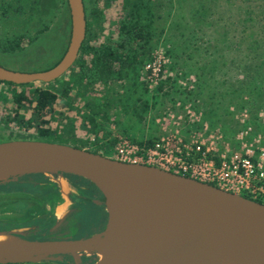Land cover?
<instances>
[{
	"label": "rangeland",
	"instance_id": "374dc122",
	"mask_svg": "<svg viewBox=\"0 0 264 264\" xmlns=\"http://www.w3.org/2000/svg\"><path fill=\"white\" fill-rule=\"evenodd\" d=\"M150 1L152 37L141 64L126 77L76 84L74 64L50 83H0V142L45 140L118 159L115 149L124 140L143 145L176 130L186 133L187 109L206 118L225 114L234 125L244 110L251 119L264 115V0ZM83 3L92 42L116 32L121 0ZM90 12L103 14L99 23L92 22ZM70 31L69 8L62 0H0V64L23 72L47 70L64 55ZM157 59L160 72L153 79L147 65ZM36 89L57 96L52 109L41 115L28 102L14 101L13 94L21 90L32 99ZM39 127L50 133L39 136ZM224 136L233 139L232 134ZM36 179L39 184L33 188L57 186L49 176ZM58 188L64 194L69 190L67 185ZM92 206L82 207L71 232L58 240L100 232L107 217L95 218L100 207ZM60 257L23 264L73 262L71 256Z\"/></svg>",
	"mask_w": 264,
	"mask_h": 264
},
{
	"label": "water",
	"instance_id": "95a60500",
	"mask_svg": "<svg viewBox=\"0 0 264 264\" xmlns=\"http://www.w3.org/2000/svg\"><path fill=\"white\" fill-rule=\"evenodd\" d=\"M67 4L71 31L60 61L47 70L34 72L12 70L0 64L1 82L16 86L50 83L69 70L86 36V18L83 0H67ZM13 161L31 162L36 169L11 174L0 179V184L24 175L41 174L64 186L56 181L57 177H81L100 192L102 200L97 203L104 208L107 218L103 229L87 238H21L23 244L16 257L0 256V264L34 263L62 255L71 256L74 264H81V255H96L91 264H221L211 249L210 218L228 224L238 243L246 244L252 253L264 259V204L257 201L155 166L123 162L45 140L0 142V163ZM116 175L164 182L174 197L169 204L157 207L147 227L120 235L115 227L116 200L110 185V179Z\"/></svg>",
	"mask_w": 264,
	"mask_h": 264
},
{
	"label": "built area",
	"instance_id": "2783aa9c",
	"mask_svg": "<svg viewBox=\"0 0 264 264\" xmlns=\"http://www.w3.org/2000/svg\"><path fill=\"white\" fill-rule=\"evenodd\" d=\"M147 66L157 78L160 61ZM186 115V133L176 130L143 145L124 140L115 149L117 160L155 166L264 204V115L251 119L242 111L231 140L201 112L187 109Z\"/></svg>",
	"mask_w": 264,
	"mask_h": 264
},
{
	"label": "trees",
	"instance_id": "16d2710c",
	"mask_svg": "<svg viewBox=\"0 0 264 264\" xmlns=\"http://www.w3.org/2000/svg\"><path fill=\"white\" fill-rule=\"evenodd\" d=\"M62 1L68 7L67 1ZM121 5L122 13L116 20V32L110 33L101 42H92L94 38L88 36L92 24L90 25V21L86 19V36L81 45L79 57L74 62L76 69L73 75L76 84L87 85L98 80L107 82L114 78H124L129 73L128 71L135 70L141 64V56L152 37L154 14L151 1L121 0ZM262 6L264 10V2ZM102 15L97 12L89 14L92 22L95 23H99V17ZM262 29L264 30V25ZM0 83L16 87L12 83L1 81ZM13 95L17 103L28 102V106H32L36 115L50 111L57 97L46 89H36L32 99H29L23 90ZM216 117L219 118L222 115ZM49 133L48 127L37 129L39 136H47ZM40 176V174H29L18 179L25 180L32 177L36 179ZM64 176L77 177L69 174H64Z\"/></svg>",
	"mask_w": 264,
	"mask_h": 264
},
{
	"label": "bare ground",
	"instance_id": "6f19581e",
	"mask_svg": "<svg viewBox=\"0 0 264 264\" xmlns=\"http://www.w3.org/2000/svg\"><path fill=\"white\" fill-rule=\"evenodd\" d=\"M88 160L94 162L93 158ZM34 169L36 166L31 162H2L0 179ZM110 185L116 200L115 227L120 235L132 234L147 227L157 207L169 204L174 197L164 182L153 178L116 175L110 179ZM208 229L212 253L221 264H264V259L252 253L249 246L236 241L228 224L210 218ZM22 242L19 237L0 234V256L16 257Z\"/></svg>",
	"mask_w": 264,
	"mask_h": 264
},
{
	"label": "flooded vegetation",
	"instance_id": "af4514ba",
	"mask_svg": "<svg viewBox=\"0 0 264 264\" xmlns=\"http://www.w3.org/2000/svg\"><path fill=\"white\" fill-rule=\"evenodd\" d=\"M65 178L72 186L65 194L57 186L39 188L17 186L10 183L12 180L0 184V232L9 233L12 236L14 234L26 240L58 239L71 232L75 217L81 214L82 207L100 206L97 201L102 196L100 192H95L89 185L77 178ZM22 180L15 181L21 182ZM29 180L34 181L32 184L38 181L33 178H29ZM63 195L67 197L71 206L66 214L61 216L64 210L63 206L59 207V205L63 203ZM58 207V212L62 217L61 221L57 220L55 215V210ZM102 208L101 206L102 215L99 212L95 218L106 217V212H103ZM94 258L91 255H82L81 264H91L96 260ZM67 263L74 264L66 259L63 264Z\"/></svg>",
	"mask_w": 264,
	"mask_h": 264
},
{
	"label": "crops",
	"instance_id": "0c3cea01",
	"mask_svg": "<svg viewBox=\"0 0 264 264\" xmlns=\"http://www.w3.org/2000/svg\"><path fill=\"white\" fill-rule=\"evenodd\" d=\"M209 120L214 124L215 127H219L220 130L223 131V133L225 135L226 134H233V131H232L233 128L232 127H233L234 123L231 121V118L229 116H226L225 114H223L222 117H219V118H217L216 116L215 117L214 116L213 117H209ZM182 127L184 129L187 126L184 125V124H182ZM73 178H77V179L85 182L87 185H89L85 181V179L83 180V179H81V177H73ZM56 181L57 182H62V184L67 185L68 188H71L72 187L71 184L69 183L68 179L65 178L64 176L63 177H57L56 178ZM32 182H34V181L29 180V179H26V180H22L21 182H19V181L16 182L15 180H12V182H10V183H12L13 185H17V186H21L22 185V186H25V187H28V186L31 187V186H35V185L37 186V182H35L34 184H32ZM59 185H57V186L58 187L63 186V185H61V186H59ZM70 204L71 203L69 202V200L67 199V197L66 196L64 197V195H63V203H61L59 205V207L60 206H63V210H64L63 215H61V216H64V214H66V212L69 210V207L71 206ZM59 207L55 210V215L57 217V220L61 221L62 220V217L60 216V214L58 212ZM99 207H101V205ZM101 210L104 212V208H102ZM100 213L102 215V212L101 211H100Z\"/></svg>",
	"mask_w": 264,
	"mask_h": 264
}]
</instances>
